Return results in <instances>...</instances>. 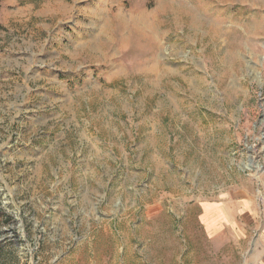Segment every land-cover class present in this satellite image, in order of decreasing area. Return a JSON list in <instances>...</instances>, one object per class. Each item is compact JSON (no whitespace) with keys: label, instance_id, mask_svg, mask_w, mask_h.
<instances>
[{"label":"rangeland","instance_id":"374dc122","mask_svg":"<svg viewBox=\"0 0 264 264\" xmlns=\"http://www.w3.org/2000/svg\"><path fill=\"white\" fill-rule=\"evenodd\" d=\"M258 244L264 0H0L13 264H252Z\"/></svg>","mask_w":264,"mask_h":264},{"label":"trees","instance_id":"16d2710c","mask_svg":"<svg viewBox=\"0 0 264 264\" xmlns=\"http://www.w3.org/2000/svg\"><path fill=\"white\" fill-rule=\"evenodd\" d=\"M16 260V255L11 250H4L0 246V264H13Z\"/></svg>","mask_w":264,"mask_h":264},{"label":"crops","instance_id":"0c3cea01","mask_svg":"<svg viewBox=\"0 0 264 264\" xmlns=\"http://www.w3.org/2000/svg\"><path fill=\"white\" fill-rule=\"evenodd\" d=\"M255 255L250 257L252 264H264V244H258L255 249Z\"/></svg>","mask_w":264,"mask_h":264}]
</instances>
